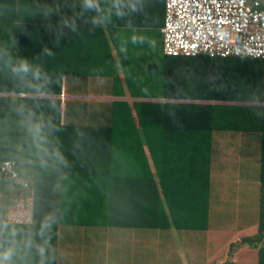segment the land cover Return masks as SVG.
<instances>
[{"label": "trees", "instance_id": "16d2710c", "mask_svg": "<svg viewBox=\"0 0 264 264\" xmlns=\"http://www.w3.org/2000/svg\"><path fill=\"white\" fill-rule=\"evenodd\" d=\"M55 3L0 0V163L13 162L18 177L0 174V224L16 199L33 200L30 224L5 225V246L0 225L4 264H55L54 245L67 241L85 256L90 247V264L172 255L181 264L179 250L187 264H207L204 231L223 222L238 241L218 252L227 256L221 264L241 248L264 264V105L204 103H264L261 61L166 57L161 37L154 62L138 63L146 70L129 69L123 80L129 97L158 101L62 98L82 96V88L68 83L73 55L59 47ZM149 70L153 78L144 76ZM106 82L94 95L125 96L117 80ZM247 133L257 138L254 160L213 184L211 169L232 150L223 141ZM215 191L229 192L211 199ZM251 226L253 234L241 232ZM87 231L95 244L81 238Z\"/></svg>", "mask_w": 264, "mask_h": 264}, {"label": "crops", "instance_id": "0c3cea01", "mask_svg": "<svg viewBox=\"0 0 264 264\" xmlns=\"http://www.w3.org/2000/svg\"><path fill=\"white\" fill-rule=\"evenodd\" d=\"M163 3L164 0H56L55 3V25L57 27V40L59 47L63 53L73 55L70 58V75L68 83L71 85H79L82 89V96H66L62 98L100 101V100H122V101H153L157 99L148 98H131L127 95L124 89V77L129 69L139 68L138 63L147 61L148 58L154 62V55L157 58L160 52L161 33L160 28L163 21ZM130 59V60H129ZM133 62V63H129ZM150 63V62H149ZM134 66V67H133ZM143 71L145 68L141 67ZM152 69V66H151ZM125 71V72H124ZM151 76L153 71L149 70ZM135 75H137L135 73ZM134 74L132 76H135ZM117 80L123 89L125 96L111 97L99 96L94 94L104 93L98 84ZM262 80V79H261ZM106 82V83H107ZM84 87V88H83ZM85 93V94H83ZM158 101V100H157ZM186 102V100H174ZM209 104H226V105H264V103L253 102H204ZM249 135H237L234 139L223 141L231 145L232 150L220 155L217 159V164L211 169L212 183L223 181V178L234 175L239 169V161H253L257 146V138ZM233 145V146H232ZM244 157V161H243ZM228 180V179H227ZM231 186H227L226 190L231 192V203H234L235 192L237 190L236 182ZM226 191L223 193H212L211 199H224L227 197ZM214 194V196H213ZM237 200V197H236ZM232 206V205H231ZM3 223L0 225L3 228V245L5 246V225L6 212L2 216ZM27 225V224H26ZM222 229L217 231H209L208 227L204 231L206 239L204 245L205 250L200 251L204 255V261L207 264H221L226 260V255L218 253L224 247L238 241V234L226 223L223 222ZM22 226V225H17ZM109 231V230H108ZM114 232H117L116 230ZM241 232L247 235L254 233V226L247 227ZM87 231L81 235V238L86 239V246L92 242L95 244V236ZM109 233H113L112 231ZM240 234V233H239ZM155 238V237H154ZM153 238V239H154ZM152 239V240H153ZM151 240V241H152ZM154 242L155 239H154ZM158 242V241H157ZM160 242V241H159ZM189 239L173 241V246L182 247L187 244ZM113 241L106 239L103 242L104 247H112ZM54 263L55 264H90V251L85 256L80 252V248L75 243L70 244H55ZM84 247V244L80 245ZM226 248L224 250H226ZM158 249V248H157ZM106 250V249H105ZM133 252V251H132ZM181 259V264H187L183 260L181 250L178 251ZM108 250H106V254ZM134 255L137 259L141 253L139 249L134 250ZM181 254V255H180ZM221 254V255H220ZM4 256L2 249L0 250V264H4ZM173 256V255H172ZM172 256H167L160 261V256L157 257L155 264H174L176 259ZM104 261L105 255H103ZM90 261V262H88ZM139 262V261H138ZM137 264V261L135 262ZM93 264V263H92ZM142 264V262H141ZM231 264H255L254 252L247 248L237 250L232 258Z\"/></svg>", "mask_w": 264, "mask_h": 264}, {"label": "built area", "instance_id": "2783aa9c", "mask_svg": "<svg viewBox=\"0 0 264 264\" xmlns=\"http://www.w3.org/2000/svg\"><path fill=\"white\" fill-rule=\"evenodd\" d=\"M160 33L166 57L260 60L264 82V0H164ZM0 174L18 181L11 161L0 163ZM32 209V194L16 199L7 222L30 224Z\"/></svg>", "mask_w": 264, "mask_h": 264}, {"label": "rangeland", "instance_id": "374dc122", "mask_svg": "<svg viewBox=\"0 0 264 264\" xmlns=\"http://www.w3.org/2000/svg\"><path fill=\"white\" fill-rule=\"evenodd\" d=\"M8 211V210H7ZM7 211H6V222H7ZM10 224V223H9Z\"/></svg>", "mask_w": 264, "mask_h": 264}]
</instances>
